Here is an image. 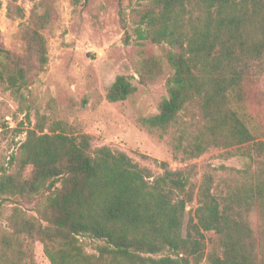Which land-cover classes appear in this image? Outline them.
I'll list each match as a JSON object with an SVG mask.
<instances>
[{
  "label": "trees",
  "instance_id": "obj_1",
  "mask_svg": "<svg viewBox=\"0 0 264 264\" xmlns=\"http://www.w3.org/2000/svg\"><path fill=\"white\" fill-rule=\"evenodd\" d=\"M34 17L25 54L42 70L46 12ZM132 31L139 45L166 47L139 58V81L163 77L166 93L138 124L167 137L175 160L236 147L243 165L223 167L230 176L220 183L212 170L196 183L194 164L171 169L155 159V175L124 151L94 147L87 133L27 127L0 165V206L12 204L0 264H35L32 239L50 264H264V122L246 94L264 79V0H138ZM25 61L0 45V81L12 92L29 84ZM136 90L133 76L117 75L106 98ZM207 232L217 235L212 245Z\"/></svg>",
  "mask_w": 264,
  "mask_h": 264
},
{
  "label": "rangeland",
  "instance_id": "obj_2",
  "mask_svg": "<svg viewBox=\"0 0 264 264\" xmlns=\"http://www.w3.org/2000/svg\"><path fill=\"white\" fill-rule=\"evenodd\" d=\"M137 3L138 0H0V45L26 60L32 69L29 84L18 93L0 81V165L17 151L25 137L24 129L36 125L43 127L44 132L61 127L87 133L94 147L107 145L124 151L155 175L162 172L155 159L166 161L171 169L194 164L196 183L206 170H212L215 183H220L230 176L223 167L243 165L236 147L212 148L188 162L175 160L167 137L161 138L138 124L139 116L156 112L166 93L163 77L146 83L139 81V58L162 55L166 47L136 43L132 13ZM44 12L47 19L40 32L47 62L38 70L35 59L25 54L26 27L32 25L35 14ZM121 74L133 76L137 90L123 101L110 102L107 89ZM246 94L252 112L264 122V79L253 81ZM29 174L27 168L23 177ZM17 202L35 213L32 204ZM11 206H0V230L5 227ZM195 206V202L189 204L187 211ZM206 235L209 245L217 240L213 232ZM86 242L90 251L92 242ZM30 244L34 263L50 264L42 243L32 239Z\"/></svg>",
  "mask_w": 264,
  "mask_h": 264
}]
</instances>
